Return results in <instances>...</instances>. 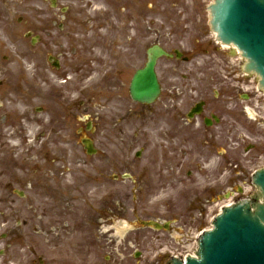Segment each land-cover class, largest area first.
Masks as SVG:
<instances>
[{"label":"rangeland","instance_id":"rangeland-1","mask_svg":"<svg viewBox=\"0 0 264 264\" xmlns=\"http://www.w3.org/2000/svg\"><path fill=\"white\" fill-rule=\"evenodd\" d=\"M210 2L212 0H0V44L9 47L10 53L8 54L15 57L26 56V60L30 64L29 66L24 65L26 69H32L36 59L42 61V65L52 71L41 78L47 79L48 83L52 75L55 79L56 75L61 72L54 70L53 61H48V58L51 56L53 59H57L60 65L59 70H63L67 76L81 79L79 83L82 85L81 89L89 94L87 98L84 97L86 100L84 111L87 113L95 112L97 96L104 95L106 100L101 103H105L114 94H121L124 97L123 99L116 97L112 101L114 105L105 111L106 114L113 111L116 104L120 106L121 110L127 104H130L129 109L138 110L129 97L128 88L135 70L141 68L146 61V50L160 38L167 50L176 48L181 50L186 57L196 56L203 50V47H200L201 44L194 40L192 28L199 24L208 32V39L211 41L212 38L209 14L206 10V6ZM183 23L188 24L183 25ZM137 30L142 33L146 32V38L143 36L132 37L129 42L123 44L127 40V31H130L129 36H134ZM33 40H36L35 44H32ZM145 42L146 44H144ZM118 46L120 50L117 49ZM211 46L213 47V45ZM225 55L232 54L230 52ZM21 62L23 63V61ZM194 63V60L188 63L161 60L157 71L163 85V99L172 91L173 84L178 83L176 81L177 74L182 76V71L194 68ZM99 84L102 85V88L94 92L91 91L90 88L97 87ZM66 88L70 89V86ZM101 100L102 98H100ZM34 105L37 107L42 104L34 102ZM249 105L251 106V104ZM17 106L20 109L25 106L21 98L18 99ZM159 106L161 107V103L154 108L157 109ZM20 114L22 115L21 110ZM259 121L264 122L263 120ZM244 123L248 128L244 130L246 137L253 138L255 136V162L253 160L251 163L246 162L247 158H251L254 154L251 152L246 155L248 146L254 144V140L246 137L244 148L231 150L227 156V160L231 158L233 164L245 165V172L242 174L244 182L241 184L235 182L225 188L220 187L214 188L210 192L207 191L204 188L205 182L216 178L213 173L219 172L215 170V164H211L210 168L204 166V169L199 173L200 176L193 173V178H188V172L192 170L190 146L180 149L174 155H166L163 144L157 139L158 133L149 134L144 139L145 145L134 147L133 154L143 151L141 165L137 167L136 171L139 172L146 168L149 171L148 180L151 184L148 187V184L145 187H138L134 182L120 178V182L109 188V191H107V187L101 188L100 190L103 192L88 197L92 207L98 208L101 204L103 205V201L112 204L111 200L105 201L108 198V192L120 191L123 199H127V202L125 210H121L123 207L121 204V208L117 212L127 214L125 219L132 225V231L123 236L118 235L122 238H116L113 243V239L107 241L106 238L100 236L97 254L84 252L81 261L76 259L75 252L69 249L62 251L61 257H59L58 251L46 247L43 248L46 256L60 258L64 262L75 264H91L94 260L99 264H157L158 261L155 257L157 254H161L162 250L167 251L166 247H169L171 255L184 256L192 253L196 249L194 246L200 232L211 228V221L219 213L222 205L229 201L238 202L242 197L234 198V194L240 189L247 190L246 195L254 194L256 191L252 186L251 177L255 170L264 168V126L255 124L254 129L251 122L244 119ZM22 137L21 135L20 142L24 139ZM142 141L143 138H138V145ZM96 143L104 144L105 147L102 149L105 151L115 149L116 156L112 158L116 159L117 167L114 170H109L105 162H103L104 166L102 165L103 154L102 156L100 154L96 157H88L77 147L78 152L73 155L83 156L89 164L88 166H75L74 157L69 155L68 163L72 162L73 166L70 167L71 172L66 174L65 180L82 183L87 180L93 181L95 169L105 176V178L100 177L101 181L112 179L116 174L125 173L123 170L125 156L124 153L119 152L123 148L122 143L115 141L114 145L109 140H101ZM19 153L20 167L22 169L32 167L34 173V182L30 188L24 187L23 181L29 179H26L25 173H20L21 183L18 188L21 191L24 190L27 196L24 200L19 199V207L22 210V219H26L30 216L28 214L42 212L45 208L44 189L42 188L44 170L35 167L38 162L28 166L30 163L27 159L30 156L23 155L21 151ZM152 157L155 159L154 161H151ZM163 157L164 161H162ZM31 158V161H34V158L37 159L36 152ZM170 158H173L179 166L178 182H173L172 172L169 171ZM27 163V166L22 167V164ZM226 168L228 169L227 177L232 175L230 169L237 171L230 164H227ZM160 172L163 174H161L162 177H156L155 175ZM201 181L203 183H200ZM87 190L95 191L92 186ZM105 191L107 192L104 193ZM231 192L233 193L232 197L227 200L225 194ZM207 201H210V204ZM31 202L33 205H29ZM80 205L84 213L93 210L85 206L84 201L80 202ZM114 207H120V203L116 202ZM0 209L5 210L6 206L1 205ZM141 220L170 222L171 231L158 232L150 228H142ZM115 235L117 234L115 233ZM71 238L67 237L66 241ZM179 243L182 245L183 252L175 250V248L181 247ZM172 246L174 248H170ZM136 254L137 256L139 254V257H136ZM24 259V253H18L13 262L25 264ZM167 260L165 257L159 264H165Z\"/></svg>","mask_w":264,"mask_h":264},{"label":"water","instance_id":"water-1","mask_svg":"<svg viewBox=\"0 0 264 264\" xmlns=\"http://www.w3.org/2000/svg\"><path fill=\"white\" fill-rule=\"evenodd\" d=\"M212 26L226 44L236 45L248 59L247 72H255L264 88V0H216L210 7ZM163 53L151 50L149 61L133 81L132 96L143 103L155 101L160 87L155 75L157 59ZM254 184L264 197V171L254 176ZM245 201L224 209L214 222V230L202 236L198 259L186 264H264V206ZM173 264H183L174 260Z\"/></svg>","mask_w":264,"mask_h":264},{"label":"flooded vegetation","instance_id":"flooded-vegetation-1","mask_svg":"<svg viewBox=\"0 0 264 264\" xmlns=\"http://www.w3.org/2000/svg\"><path fill=\"white\" fill-rule=\"evenodd\" d=\"M12 64L13 62L2 65V68ZM228 74L231 78L235 77L233 71H229ZM0 75L3 76L0 79L1 154L4 145L9 146L13 142L16 135L15 130L18 127L16 112L8 108L13 102V98L16 95L19 96V79L15 75L3 73L1 70ZM212 76L215 77L203 74V78L200 79L196 76L182 79V81L193 82L190 94H186L185 86L173 85L171 95L161 100V107L157 112L150 111L149 115H158L154 130L166 144L170 154L174 155L180 147L191 145L198 153L197 156L205 160L208 152L212 151L210 148L214 149L212 152H215L218 147L226 148L228 139H240V130L243 128V107L240 104L241 97L236 88L238 79L229 85L227 81H220L218 78L211 79ZM227 80L231 81L229 78ZM212 90L215 92L214 95H212ZM197 112H200V115H197ZM191 115L193 117L189 119ZM66 128L65 122L62 131L65 132ZM224 142L225 146H222ZM163 148L165 147L163 146ZM219 154L222 153L219 152ZM171 169L177 178V164H172ZM131 178H133L132 175ZM61 219V216L56 218L57 221L51 219L50 224L55 227L60 226L61 223L58 221ZM73 230L82 231V228ZM65 231V229H51V232L56 235H62V232Z\"/></svg>","mask_w":264,"mask_h":264}]
</instances>
